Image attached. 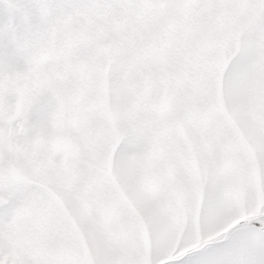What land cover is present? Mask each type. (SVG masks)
Instances as JSON below:
<instances>
[{
  "label": "snow or ice",
  "instance_id": "6c2138e0",
  "mask_svg": "<svg viewBox=\"0 0 264 264\" xmlns=\"http://www.w3.org/2000/svg\"><path fill=\"white\" fill-rule=\"evenodd\" d=\"M0 264H264V0H0Z\"/></svg>",
  "mask_w": 264,
  "mask_h": 264
}]
</instances>
